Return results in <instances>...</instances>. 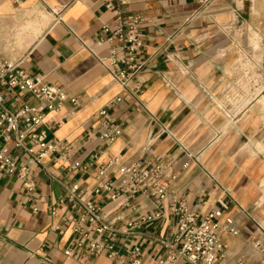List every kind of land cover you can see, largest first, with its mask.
I'll use <instances>...</instances> for the list:
<instances>
[{
	"label": "crops",
	"instance_id": "obj_1",
	"mask_svg": "<svg viewBox=\"0 0 264 264\" xmlns=\"http://www.w3.org/2000/svg\"><path fill=\"white\" fill-rule=\"evenodd\" d=\"M126 14L144 18L140 94L126 93L100 60L110 48L103 26ZM2 60L20 63L28 74L62 87L78 105L67 100L46 114L50 141L71 148L68 155L60 149L49 154L44 167L32 165L33 192L0 165V264H188L182 258L171 261L162 243L173 239L177 224L168 208L144 220L157 210L152 196L139 193L129 205L125 195L113 201L97 196L93 188L105 178L96 165L87 171L71 167L116 155L122 163L170 157L178 177L169 190L203 212L223 200L227 208L220 220L232 217L238 223V235L223 234L228 264L240 255L244 264H264V252L248 243L252 236L264 241L259 217L264 202V0H0ZM117 96L122 101L110 112L123 123V132L106 144L99 137L98 112ZM20 98L39 102L28 93ZM2 148L19 161L28 159L11 132L0 131ZM109 174L119 186L118 166ZM62 183H78L108 219L129 231L115 235V255L91 254L88 240L77 244L79 235L65 218L78 216L79 210ZM135 246L141 249L137 260Z\"/></svg>",
	"mask_w": 264,
	"mask_h": 264
},
{
	"label": "built area",
	"instance_id": "obj_2",
	"mask_svg": "<svg viewBox=\"0 0 264 264\" xmlns=\"http://www.w3.org/2000/svg\"><path fill=\"white\" fill-rule=\"evenodd\" d=\"M120 1L126 2V0ZM143 21L144 18L140 15L126 14L119 16L115 24H106L102 28L105 34L104 40L108 42L110 48L108 55L100 60L126 93L140 94L143 91V85L138 80L144 66L141 58ZM170 85L176 88L173 82H170ZM0 86L5 88L0 91V131L11 132L15 146L22 149L28 157L25 161H19L7 148H2L0 165L9 174L16 175L29 192H33L37 188V183L32 165L44 167V160L49 154L60 149L64 155H68L71 148L69 143L60 144L50 141L48 130L44 126L46 114L58 110L67 100L76 106L78 99L70 97L62 87L45 82L41 76L28 74L20 63L9 60L0 61ZM23 93L36 98L38 104L22 101L20 94ZM120 101L122 96H117L98 112V119L102 124L99 137L106 144L115 141L123 132V123L117 121L110 112ZM167 131L176 139L174 134ZM179 144L189 153L190 158L194 157L185 144L181 142ZM144 150L149 151L150 146L147 145ZM189 164L190 161H187L184 167H188ZM93 165H96L98 174L105 178L93 188L97 196L105 195L113 201L125 195V204L129 205L130 200L137 194L145 193L154 198L157 210L153 214L144 216V220L162 216L165 208L177 217L173 239L162 240V243L170 249L171 261L182 258L188 264H228L223 234L238 235L240 233L238 223L232 217L220 220L224 209L227 208L223 200H219V207L203 212L201 206L192 209L183 196L169 190L171 181L178 177L170 157L157 155L122 163L120 156L116 155L106 162H97V159L85 163L77 161L71 167L75 170L87 171ZM112 166H118L121 173L119 186H116L113 178L109 176V169ZM62 184L66 198L79 210L78 216L69 215L65 218L72 227L73 233L79 235L77 244L82 246L85 240H88V250L91 254L99 255L107 252L110 256L115 255L113 243L115 235L129 231L121 230L113 220L108 219L99 203L86 196L78 183ZM204 204L205 201H201V205ZM128 226H133V223H128ZM259 228L262 230L261 226ZM248 243L264 252V241L261 238L252 236ZM140 252L139 246L133 248L132 255L135 260ZM66 253L69 254L70 250ZM244 262V256L240 255L234 264H244ZM161 263L165 261L161 260Z\"/></svg>",
	"mask_w": 264,
	"mask_h": 264
},
{
	"label": "rangeland",
	"instance_id": "obj_3",
	"mask_svg": "<svg viewBox=\"0 0 264 264\" xmlns=\"http://www.w3.org/2000/svg\"><path fill=\"white\" fill-rule=\"evenodd\" d=\"M263 195H264V187H263ZM259 217H260V221H261L262 225L264 226V202L262 204L261 213L259 214Z\"/></svg>",
	"mask_w": 264,
	"mask_h": 264
}]
</instances>
